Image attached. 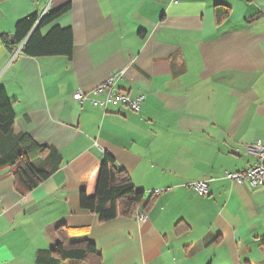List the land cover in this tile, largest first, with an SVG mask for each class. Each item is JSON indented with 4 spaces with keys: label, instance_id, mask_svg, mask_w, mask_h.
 <instances>
[{
    "label": "crops",
    "instance_id": "1",
    "mask_svg": "<svg viewBox=\"0 0 264 264\" xmlns=\"http://www.w3.org/2000/svg\"><path fill=\"white\" fill-rule=\"evenodd\" d=\"M64 4L40 32L69 27L70 55L3 42L21 18ZM117 70V88L145 95L138 112L72 97ZM0 85L15 112L2 146L27 132L60 156L24 192L0 168V264H36L61 233L92 242L98 264H264V187L224 174L253 162L242 143H264V0H0ZM104 153L143 198L102 222L80 192L95 194ZM205 179L206 195L189 186Z\"/></svg>",
    "mask_w": 264,
    "mask_h": 264
},
{
    "label": "trees",
    "instance_id": "2",
    "mask_svg": "<svg viewBox=\"0 0 264 264\" xmlns=\"http://www.w3.org/2000/svg\"><path fill=\"white\" fill-rule=\"evenodd\" d=\"M69 4H64L46 14L40 20L36 14L21 18L15 24L13 41L3 38L8 48L22 44L26 55L41 56L54 54H71V29L69 27L52 26L45 34L40 27L53 21L67 11ZM227 14L228 8L223 6L217 13ZM217 14V16L219 15ZM36 24V25H35ZM35 26V27H34ZM15 119V112L3 86L0 85V168L12 167L17 189L24 192L36 187L49 177L60 162V156L51 149L37 145L27 132L14 138V143L7 150L2 141L7 138ZM47 153L46 163L43 156ZM143 198L141 191L136 190L128 174L115 165L114 159L107 153L102 155L99 167L95 194L86 195L80 192L82 209L98 215L104 222L117 216H132L139 208ZM152 202L150 197L145 204ZM144 206V207H145ZM264 248V241H262ZM83 261L98 264L99 253L95 245L87 239L68 242L61 233V239L53 249L37 255L36 264H79Z\"/></svg>",
    "mask_w": 264,
    "mask_h": 264
},
{
    "label": "built area",
    "instance_id": "3",
    "mask_svg": "<svg viewBox=\"0 0 264 264\" xmlns=\"http://www.w3.org/2000/svg\"><path fill=\"white\" fill-rule=\"evenodd\" d=\"M122 80H124V70H117L88 92L79 89L75 90L72 93V97L79 102L87 100L92 106L99 107L103 111H106L109 106H123L133 112H138L145 95L143 93L132 95L126 90L117 88V82ZM101 96L103 98H100ZM240 149L244 153L251 155L253 162L245 169L236 172L225 171V176L235 182L246 181L252 186L264 187V143L261 140L246 142L241 144ZM209 182L210 179L196 180L190 182L189 186L199 195H206ZM160 192H162L161 189L153 190L154 194H159ZM137 218L140 221H144L147 215L139 212L137 213Z\"/></svg>",
    "mask_w": 264,
    "mask_h": 264
},
{
    "label": "water",
    "instance_id": "4",
    "mask_svg": "<svg viewBox=\"0 0 264 264\" xmlns=\"http://www.w3.org/2000/svg\"><path fill=\"white\" fill-rule=\"evenodd\" d=\"M11 40L13 41V36H11Z\"/></svg>",
    "mask_w": 264,
    "mask_h": 264
}]
</instances>
